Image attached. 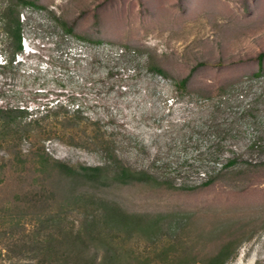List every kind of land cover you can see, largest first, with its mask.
Listing matches in <instances>:
<instances>
[{"label":"rangeland","instance_id":"374dc122","mask_svg":"<svg viewBox=\"0 0 264 264\" xmlns=\"http://www.w3.org/2000/svg\"><path fill=\"white\" fill-rule=\"evenodd\" d=\"M27 1L0 67V218L25 227L0 226V264H264V0Z\"/></svg>","mask_w":264,"mask_h":264},{"label":"trees","instance_id":"16d2710c","mask_svg":"<svg viewBox=\"0 0 264 264\" xmlns=\"http://www.w3.org/2000/svg\"><path fill=\"white\" fill-rule=\"evenodd\" d=\"M34 6V4L30 1L27 0H17V3H12L10 4V6L7 8V10L5 11L4 14V18L6 20L5 23V33L7 34V37L9 38V40L11 41L9 45H6L3 50L0 49V52L4 55V64L0 65L1 68H8L11 67L15 62H16V57L19 54H22L23 52V45H22V23L20 20V7L23 6ZM258 62H259V68L260 71L263 68V63H264V53H261L258 55L257 57ZM196 70V68L193 70V72ZM260 73V72H259ZM185 84V81L183 82ZM25 112V110H22ZM8 111H4V110H0V114H11V113H7ZM22 112V113H24ZM9 117V115H7ZM230 165H233L232 163ZM57 167V168H56ZM54 169H58L60 170V172L62 171L66 176L68 177H73V175H77L80 176L79 179H86L89 176L90 172L93 173H99L100 169H90V168H83L82 171L84 172V174H76V172L71 169L68 166H64V165H56ZM5 173V167L4 166H0V176L3 177ZM126 175V174H125ZM2 180H0L1 183ZM4 223H6V225L8 226V228L10 229L11 232L8 233V236L5 237V239L7 240V242L9 243V245H12L14 247H18V243H20L22 240L21 238L19 240H17V231H15L16 227H25V222H22V220H16L12 219V220H2L0 218V226L4 225ZM0 238H2V236L0 235ZM46 241V239H44ZM55 243V245L58 247L60 245L59 240H54L53 244ZM53 250H50V255L51 256H55V258L59 255L58 252H56L57 247L54 250V246ZM60 247V246H59ZM2 254V252H1ZM0 254V256H1ZM6 256H9V252L8 250H6ZM66 255L62 256V259L65 257ZM70 258V256H68V259Z\"/></svg>","mask_w":264,"mask_h":264},{"label":"built area","instance_id":"2783aa9c","mask_svg":"<svg viewBox=\"0 0 264 264\" xmlns=\"http://www.w3.org/2000/svg\"><path fill=\"white\" fill-rule=\"evenodd\" d=\"M23 46H24V50L26 51L27 49H26V45L25 44H23Z\"/></svg>","mask_w":264,"mask_h":264}]
</instances>
